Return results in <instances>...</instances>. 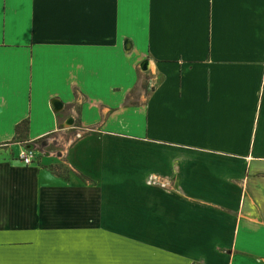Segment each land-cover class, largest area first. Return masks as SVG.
<instances>
[{
  "label": "crops",
  "instance_id": "0c3cea01",
  "mask_svg": "<svg viewBox=\"0 0 264 264\" xmlns=\"http://www.w3.org/2000/svg\"><path fill=\"white\" fill-rule=\"evenodd\" d=\"M0 264H264V0H0Z\"/></svg>",
  "mask_w": 264,
  "mask_h": 264
},
{
  "label": "trees",
  "instance_id": "16d2710c",
  "mask_svg": "<svg viewBox=\"0 0 264 264\" xmlns=\"http://www.w3.org/2000/svg\"><path fill=\"white\" fill-rule=\"evenodd\" d=\"M29 120L27 118L18 122L14 127V136L11 142L28 143ZM49 169L56 175L65 176L64 169L60 165H50Z\"/></svg>",
  "mask_w": 264,
  "mask_h": 264
},
{
  "label": "built area",
  "instance_id": "2783aa9c",
  "mask_svg": "<svg viewBox=\"0 0 264 264\" xmlns=\"http://www.w3.org/2000/svg\"><path fill=\"white\" fill-rule=\"evenodd\" d=\"M35 145L32 149H23L18 156V159L24 164V165H30L34 163L36 159V152Z\"/></svg>",
  "mask_w": 264,
  "mask_h": 264
},
{
  "label": "rangeland",
  "instance_id": "374dc122",
  "mask_svg": "<svg viewBox=\"0 0 264 264\" xmlns=\"http://www.w3.org/2000/svg\"><path fill=\"white\" fill-rule=\"evenodd\" d=\"M42 143V142H41ZM41 148L42 150L46 149V150H56L57 148H59V146H55V142L51 143L50 145H41ZM57 165H60L62 167V169H64L65 167H63L62 164H57Z\"/></svg>",
  "mask_w": 264,
  "mask_h": 264
},
{
  "label": "water",
  "instance_id": "95a60500",
  "mask_svg": "<svg viewBox=\"0 0 264 264\" xmlns=\"http://www.w3.org/2000/svg\"><path fill=\"white\" fill-rule=\"evenodd\" d=\"M56 109H60V108H56ZM24 147H25L26 149H32V148H34V145L28 143V144H25Z\"/></svg>",
  "mask_w": 264,
  "mask_h": 264
}]
</instances>
